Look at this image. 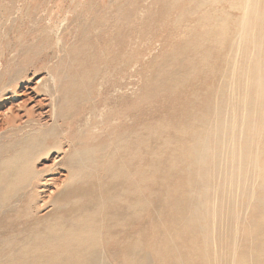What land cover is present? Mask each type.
Here are the masks:
<instances>
[{"label": "bare ground", "instance_id": "6f19581e", "mask_svg": "<svg viewBox=\"0 0 264 264\" xmlns=\"http://www.w3.org/2000/svg\"><path fill=\"white\" fill-rule=\"evenodd\" d=\"M230 3L237 12L221 21L212 84L153 155L135 151L133 184L131 165L118 181L106 170L98 197L89 198L70 177L80 166L74 153L63 161L65 180L43 199L54 182L33 165L42 153L61 152V112L44 130L31 110L24 124L13 115L4 122L12 140L0 149V264H264V0ZM40 83L24 88L20 102L31 101ZM143 161L157 184L144 187ZM167 177L170 184L160 183Z\"/></svg>", "mask_w": 264, "mask_h": 264}, {"label": "rangeland", "instance_id": "374dc122", "mask_svg": "<svg viewBox=\"0 0 264 264\" xmlns=\"http://www.w3.org/2000/svg\"><path fill=\"white\" fill-rule=\"evenodd\" d=\"M230 2L0 0V149L12 140L4 137L9 117H19L16 124H24L26 110H31L30 117L44 130L59 109L64 120L59 121L56 143L62 150L40 154L33 165L35 172L44 171L54 182L41 197L46 199L48 191L65 180L62 164L74 153L80 166L70 177L77 178V189L91 193L89 198L96 192L98 197L106 170L108 179L118 181L131 165L128 182L133 184L138 174L135 151L153 155L160 136L167 131L165 139L169 137L183 113L194 111L189 105L199 107L194 97L212 84L219 69L217 57L222 56L221 21L237 12ZM41 79L31 101L21 103L24 88L37 87ZM10 80L14 83L8 84ZM5 95L11 99L3 101ZM172 148L160 153L163 160ZM139 168L144 187L157 184L147 162ZM80 200L88 201L83 196Z\"/></svg>", "mask_w": 264, "mask_h": 264}]
</instances>
